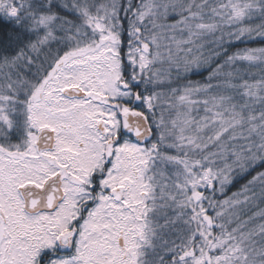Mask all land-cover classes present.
I'll return each mask as SVG.
<instances>
[{"label":"snow or ice","instance_id":"6c2138e0","mask_svg":"<svg viewBox=\"0 0 264 264\" xmlns=\"http://www.w3.org/2000/svg\"><path fill=\"white\" fill-rule=\"evenodd\" d=\"M257 43L264 0H0V264H264Z\"/></svg>","mask_w":264,"mask_h":264},{"label":"trees","instance_id":"16d2710c","mask_svg":"<svg viewBox=\"0 0 264 264\" xmlns=\"http://www.w3.org/2000/svg\"><path fill=\"white\" fill-rule=\"evenodd\" d=\"M250 47H260V46H264L262 44H250ZM207 72L203 71L202 75H197V76H193L192 79L194 80H201L203 78H205L207 76ZM248 179H251V176H248L244 179L238 180L235 184L229 186L226 195H231L233 192L239 191L240 187L247 182Z\"/></svg>","mask_w":264,"mask_h":264}]
</instances>
